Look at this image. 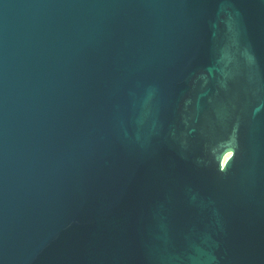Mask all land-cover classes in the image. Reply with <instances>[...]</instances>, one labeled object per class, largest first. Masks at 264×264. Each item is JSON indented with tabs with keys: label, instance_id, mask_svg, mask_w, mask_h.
<instances>
[{
	"label": "water",
	"instance_id": "95a60500",
	"mask_svg": "<svg viewBox=\"0 0 264 264\" xmlns=\"http://www.w3.org/2000/svg\"><path fill=\"white\" fill-rule=\"evenodd\" d=\"M0 264H264V0H0Z\"/></svg>",
	"mask_w": 264,
	"mask_h": 264
},
{
	"label": "snow or ice",
	"instance_id": "6c2138e0",
	"mask_svg": "<svg viewBox=\"0 0 264 264\" xmlns=\"http://www.w3.org/2000/svg\"><path fill=\"white\" fill-rule=\"evenodd\" d=\"M231 157V153H228V156L225 158L226 160Z\"/></svg>",
	"mask_w": 264,
	"mask_h": 264
}]
</instances>
